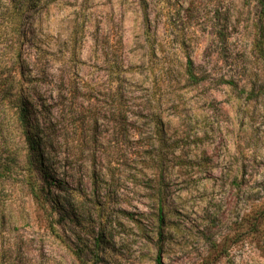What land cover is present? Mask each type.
I'll use <instances>...</instances> for the list:
<instances>
[{
    "label": "rangeland",
    "instance_id": "obj_1",
    "mask_svg": "<svg viewBox=\"0 0 264 264\" xmlns=\"http://www.w3.org/2000/svg\"><path fill=\"white\" fill-rule=\"evenodd\" d=\"M257 11L244 0H54L28 19L21 84L51 122L49 150L73 168L78 215L54 234L57 216L0 181V264H74L62 241L92 246L99 231L118 264H156L158 196L163 264H264ZM0 129L19 140L9 103Z\"/></svg>",
    "mask_w": 264,
    "mask_h": 264
},
{
    "label": "trees",
    "instance_id": "obj_2",
    "mask_svg": "<svg viewBox=\"0 0 264 264\" xmlns=\"http://www.w3.org/2000/svg\"><path fill=\"white\" fill-rule=\"evenodd\" d=\"M52 1L54 0H0V104L11 105L19 137V140L11 141L0 136V140L3 139L0 143V181L17 180L48 218L57 216L48 223V228L55 234L54 223H63L66 219L74 222L78 215L75 213L77 208L73 210L68 202L65 189L69 184L67 174L73 168L61 167L60 162L64 158L62 160L58 154L49 150L46 126L51 122L45 111L34 109L31 102L34 95L31 94L30 97L21 84L24 68L22 56L30 35L28 19L41 15ZM244 2H254L259 10L254 23L253 51L264 63V0ZM186 72L190 78L195 77L190 59L186 62ZM18 144H21V148ZM92 178L93 190L96 192L99 189L96 175L93 174ZM155 201L159 205L155 230L158 256L155 262L163 264L160 251L164 245L165 218L161 198L158 196ZM139 231H143L142 226ZM78 238L75 242L69 238L62 241L74 264H118L103 231L98 232L92 246L83 242L81 237Z\"/></svg>",
    "mask_w": 264,
    "mask_h": 264
}]
</instances>
